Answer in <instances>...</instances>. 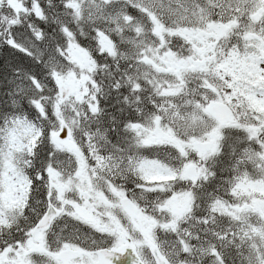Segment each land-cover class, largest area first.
<instances>
[{
    "label": "snow or ice",
    "instance_id": "6c2138e0",
    "mask_svg": "<svg viewBox=\"0 0 264 264\" xmlns=\"http://www.w3.org/2000/svg\"><path fill=\"white\" fill-rule=\"evenodd\" d=\"M0 264H264V0H0Z\"/></svg>",
    "mask_w": 264,
    "mask_h": 264
},
{
    "label": "trees",
    "instance_id": "16d2710c",
    "mask_svg": "<svg viewBox=\"0 0 264 264\" xmlns=\"http://www.w3.org/2000/svg\"><path fill=\"white\" fill-rule=\"evenodd\" d=\"M115 103L114 100H110L109 102L106 103V106L109 108V110L111 111V105Z\"/></svg>",
    "mask_w": 264,
    "mask_h": 264
},
{
    "label": "clouds",
    "instance_id": "9594fccd",
    "mask_svg": "<svg viewBox=\"0 0 264 264\" xmlns=\"http://www.w3.org/2000/svg\"><path fill=\"white\" fill-rule=\"evenodd\" d=\"M101 76L103 77V73H101Z\"/></svg>",
    "mask_w": 264,
    "mask_h": 264
}]
</instances>
